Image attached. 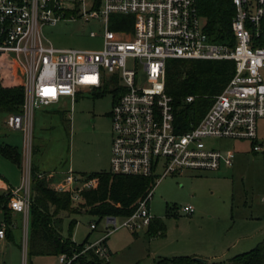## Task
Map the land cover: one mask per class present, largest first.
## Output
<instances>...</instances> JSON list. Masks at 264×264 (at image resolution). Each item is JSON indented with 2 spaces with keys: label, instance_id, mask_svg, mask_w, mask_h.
Segmentation results:
<instances>
[{
  "label": "built area",
  "instance_id": "built-area-1",
  "mask_svg": "<svg viewBox=\"0 0 264 264\" xmlns=\"http://www.w3.org/2000/svg\"><path fill=\"white\" fill-rule=\"evenodd\" d=\"M231 3L232 41L221 43L204 31L197 0H0V53L10 59L11 76L14 79L16 74L24 90L21 111L8 114L6 120L11 129L23 133L25 140L23 177L18 186L6 191L7 207L23 219V264L31 202V145L26 143L35 103L50 106L61 97H69L72 110L80 89H96L106 82L113 85L119 92L110 111L109 165L113 174L155 177L160 171L163 177L183 169L232 166L235 151L208 147L203 140L208 137L245 140L252 153L264 157V136H259L257 129L258 121L264 119V0ZM111 13L132 15V31L109 29ZM77 16L102 21V49L56 48L42 36L43 25ZM169 58L234 62L232 77L214 96L201 120L181 133L175 129L172 97L165 91ZM192 99V95L185 98L187 102ZM98 181L95 175H79L69 168L49 187L78 201L81 193L95 188ZM151 191L130 215L100 217L104 222L101 235L71 253L57 254V264H110L108 236L122 226L131 231L149 226L153 218L149 210ZM181 210L192 213L194 209L186 205ZM117 218L122 221L117 223ZM5 228L2 223L0 238H4ZM89 228L96 229L97 223L91 221Z\"/></svg>",
  "mask_w": 264,
  "mask_h": 264
},
{
  "label": "rangeland",
  "instance_id": "rangeland-1",
  "mask_svg": "<svg viewBox=\"0 0 264 264\" xmlns=\"http://www.w3.org/2000/svg\"><path fill=\"white\" fill-rule=\"evenodd\" d=\"M89 6L87 3L88 9ZM119 16L121 13L109 15V29L114 30L112 23ZM133 26L132 21L127 32H131ZM103 31L99 19L85 20L80 16L41 27L42 36L52 46L77 50L102 49ZM140 74L143 81L144 72ZM13 75L17 78L15 73ZM113 88L106 82L96 89H80L72 110L69 97H61L50 106L35 103L26 144L31 145L29 162L31 169L35 167L37 177L40 174L50 179L51 174L57 181L69 168L85 176L110 171V111L119 93ZM7 117L8 114L0 113V148L3 145L14 148L20 155V165L0 151V177L16 187L24 172L25 140L21 131L7 125ZM257 129L259 136H264V119L258 121ZM203 140L214 149L234 150L233 165L221 166L218 170L183 169L163 177L159 171L151 191L149 210L154 218L163 221L164 234L149 235L148 227L138 231L119 227L106 240L110 264H175L169 260L177 257L227 261L264 240V157L252 153L245 140L222 137ZM186 205H192V213L181 210ZM59 215L64 218L62 235L76 243L86 238V241L95 240L104 227L103 219L85 212V208L78 214L60 212ZM10 216L12 239H0V264H23V219ZM71 219H75L72 226L69 225ZM91 221L97 223L94 230L89 228ZM121 221L117 218V223ZM2 223L5 221L0 209V227ZM222 254L224 258L208 257ZM26 264H57V257L27 256Z\"/></svg>",
  "mask_w": 264,
  "mask_h": 264
},
{
  "label": "trees",
  "instance_id": "trees-1",
  "mask_svg": "<svg viewBox=\"0 0 264 264\" xmlns=\"http://www.w3.org/2000/svg\"><path fill=\"white\" fill-rule=\"evenodd\" d=\"M198 12L203 19V29L217 42L232 41L230 21L233 15L231 0H197ZM133 17L121 14L112 28L117 31L131 28ZM10 59L0 53V113H19L24 101L23 84L13 79L9 71ZM234 72L232 60L169 58L165 65V91L172 97L174 125L177 132L193 128L203 117ZM193 96L192 101L185 98ZM115 102V100H114ZM2 154L20 165V155L12 147L3 145ZM98 177L95 188L84 190L78 201H72L66 192H58L48 185L46 177H37L31 169V202L28 220L27 256L71 253L85 241L76 243L62 235L63 216L60 212L78 214L81 208L99 218L105 215L125 217L136 208L137 202L152 190L155 177L113 174L101 171L91 174ZM9 194H0L6 230H10L11 210L7 207ZM75 219H71L72 226ZM165 232L161 219L152 218L149 235ZM175 264H264V240L246 252L239 253L226 262H199L191 257L169 260Z\"/></svg>",
  "mask_w": 264,
  "mask_h": 264
},
{
  "label": "crops",
  "instance_id": "crops-1",
  "mask_svg": "<svg viewBox=\"0 0 264 264\" xmlns=\"http://www.w3.org/2000/svg\"><path fill=\"white\" fill-rule=\"evenodd\" d=\"M48 180L50 182L53 181V180L56 181L55 178H53V177L48 179ZM57 181H59V179ZM10 187H13V186L10 185L5 179L0 177V194L6 192ZM11 215H12V217H17V218H18V216H19V218L21 217V214L13 212V211H11ZM4 238L12 239V230H11V228H10V230H6ZM4 238H0V239H4ZM208 257L209 258H213V259H220V258H224V254H222L219 257H216V255H211V256H208ZM207 262H210V261H207ZM219 262L224 263V262H226V260H219Z\"/></svg>",
  "mask_w": 264,
  "mask_h": 264
},
{
  "label": "water",
  "instance_id": "water-1",
  "mask_svg": "<svg viewBox=\"0 0 264 264\" xmlns=\"http://www.w3.org/2000/svg\"><path fill=\"white\" fill-rule=\"evenodd\" d=\"M195 260L199 261V262H202V263H205L207 262V260L205 259H202V258H195Z\"/></svg>",
  "mask_w": 264,
  "mask_h": 264
}]
</instances>
